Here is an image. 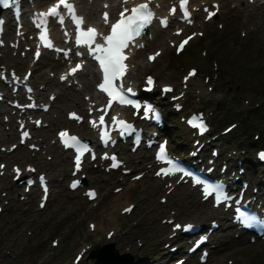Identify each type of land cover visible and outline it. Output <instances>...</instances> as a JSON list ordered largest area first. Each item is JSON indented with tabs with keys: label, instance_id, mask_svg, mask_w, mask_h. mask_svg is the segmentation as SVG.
Segmentation results:
<instances>
[{
	"label": "rangeland",
	"instance_id": "374dc122",
	"mask_svg": "<svg viewBox=\"0 0 264 264\" xmlns=\"http://www.w3.org/2000/svg\"><path fill=\"white\" fill-rule=\"evenodd\" d=\"M220 2L222 10L216 20L206 23L202 38L193 39L181 56L174 54L167 41L165 45L169 51H164L148 72L157 78L159 85L168 82L181 87L180 80L186 70L193 66L198 68V75L187 91L185 111H206L214 132L221 136L217 146L224 155L219 163L227 159L234 171L239 163L247 167L245 178L251 182L249 192H252L256 182L264 180V166H257L253 158L254 150L264 147V5H251L246 0ZM159 47L155 45L145 50L142 59L147 52ZM30 58L0 48V68L15 67L24 72L30 68ZM56 63L54 57L46 55L35 66L32 77L42 99L46 101L51 92L56 94L51 111L44 115V123L48 126L35 130L41 150L32 152L26 146L19 147L14 153L0 157V162L7 164L6 174L0 176L1 192L6 194L0 195V206L4 208L0 214V264H73L75 255L87 247L88 251L78 264H94L96 259L90 258L92 252L103 251L109 243H115L114 248L120 254L131 256L124 260L126 264H172L176 257L185 254L180 250L172 255L169 246H165L171 242V228L162 222L170 216H176L180 222L192 221L205 227L212 219L221 222L222 228L213 235L215 248L208 264H264V241L250 243L247 238L237 237L229 220H221L223 213L201 202L199 193L189 186L181 185L167 195L166 188L163 184L157 185L151 173H146L139 181H131L133 174L148 171L151 154L146 152L131 154L119 148L133 168L129 176L107 173L91 164L83 171L87 184L82 190L69 191L71 162L68 154L54 144L55 132L64 126L72 131H88L85 125L73 129V123L66 120V113L79 102L87 103L85 97L91 90L86 91L83 82L89 79L91 89L93 85L92 76L84 80V75L79 76L78 86L69 88L59 84L54 77ZM46 79L53 84L46 86ZM65 93H69L70 98H64ZM153 98L161 100L156 93ZM160 105L165 111V129L172 150L188 154L193 149V138L180 119L184 112H172L167 100H161ZM7 107L6 103H0V146L6 148L17 142L15 120L4 122V116L10 118L12 113ZM231 123H236L237 127L222 136V129ZM234 149H238V155L233 160ZM12 164L23 169L32 164L38 172L48 174L52 192L44 209L38 208L36 189L25 197L23 187L12 181ZM118 186L124 190L114 193ZM86 187L97 189V202H90L83 196ZM257 188L259 193L264 192L259 186ZM163 196L168 199L165 203L160 201ZM128 203L135 204L133 212L120 214V209ZM89 222L95 223V230L89 228ZM109 230L115 231L110 239L106 238ZM53 240L59 244L53 246ZM187 264H193L192 260Z\"/></svg>",
	"mask_w": 264,
	"mask_h": 264
},
{
	"label": "snow or ice",
	"instance_id": "6c2138e0",
	"mask_svg": "<svg viewBox=\"0 0 264 264\" xmlns=\"http://www.w3.org/2000/svg\"><path fill=\"white\" fill-rule=\"evenodd\" d=\"M13 2V0H0V4H3L4 7H9L10 3ZM125 4L128 3V0H123ZM151 0H149V3H143L139 4L135 7H132L131 9L125 7L123 11L119 13V19L111 25V31L108 35H101L98 34L97 29L94 27H88L87 30L83 29L84 25V19L83 17H79L75 13V5L69 0H58V3H56L53 7L49 8V10L45 13H40L39 17L43 18L40 19L37 23V27L41 28V36L40 39L44 41L46 47H53L51 40L47 36V18L48 17H55L59 19V22L63 24L64 17L60 12L61 6H63L64 9L67 10L68 14L72 17L73 21L77 25V37H76V43L77 45H87L90 54L93 55V57L98 61L100 69L103 73V82L99 85V88L101 91L105 92L109 97V103L106 106L105 109H101L102 112H106L108 108H111L113 102H117L119 104H128L132 105L134 102L127 98L125 95V89L123 88L122 83L120 85L116 84V81L120 80L122 81L123 77L127 73L128 66L125 63V61L128 59V57L125 55V49L129 48L130 44H134L136 41V37L140 36L143 33V30L147 28L153 21L155 17V13L150 8ZM189 0H180V8L183 10L184 18L191 23L190 19V13L188 11L187 5ZM107 7V6H106ZM218 7V6H217ZM18 11V9H17ZM207 11V9H206ZM171 12L173 14L176 13L175 7L171 9ZM126 13H130L126 15ZM215 12H210L208 14V19H211L212 16H214ZM105 23L108 22V13H104L103 17ZM161 23L167 27V20L161 21ZM2 25L3 21L0 20V31H2ZM101 35L102 40L104 41L103 44H97L96 39L97 36ZM188 39H192V37H189ZM188 43V40H184L180 46L179 50H182L184 45ZM95 44V47L93 45ZM57 51H62L61 49H57ZM79 54V53H78ZM156 55H159L157 53ZM39 57V52H37V58ZM150 59L154 60L155 56L150 57ZM81 66H77L79 68ZM76 71V69H73V73ZM195 72L191 73V75H194ZM153 81L151 78L148 79V84H152ZM132 89L128 88L127 92H131ZM165 91H171V89H165ZM138 107V105H135ZM152 109H149L151 111ZM74 118L81 119L79 117H76L75 114H72ZM113 120L116 124L121 126L122 128L130 127V125H127L124 121L118 120V118L113 117ZM93 127H98L96 121L91 122ZM100 125L104 124V116L102 115L100 117L99 121ZM201 127L202 130H206V128L201 124L198 125ZM62 140L64 137L67 136V133L62 132L61 134ZM24 136L27 137L28 133L25 132ZM104 136H107V132H104ZM74 143L68 144V142L65 140V145L68 147H77V151L81 152V148L78 146L79 141L76 137L70 138ZM261 157L264 158V154H261ZM161 159H165V150L161 148ZM168 163L172 164V160H168ZM80 166V157H77V168ZM3 165H0V168H2ZM175 170L182 171V169H179L175 165H173ZM34 171V170H33ZM16 172L19 176V169H16ZM159 174V173H158ZM164 174H171L168 170L164 171ZM188 174V173H185ZM199 182V181H198ZM78 181L75 182L72 187H76L78 185ZM212 192H216V200L219 203L222 200H227L228 197L224 194L223 190L219 187L212 188L209 187L205 189V195H209ZM90 196L94 197L95 193H89ZM131 209H126V211H130ZM240 216L242 220L245 223H255V218L247 217L244 215V213H240ZM179 227V226H178ZM191 227V226H189Z\"/></svg>",
	"mask_w": 264,
	"mask_h": 264
},
{
	"label": "bare ground",
	"instance_id": "6f19581e",
	"mask_svg": "<svg viewBox=\"0 0 264 264\" xmlns=\"http://www.w3.org/2000/svg\"><path fill=\"white\" fill-rule=\"evenodd\" d=\"M158 2H159V4L162 6V7H164V4L165 3H168L169 2V0H157ZM167 1V2H166ZM196 1V3L198 2V0H195ZM194 5H196V4H194ZM101 6V4L98 2V1H95L94 3H93V7L92 6H84L83 8H82V12H83V14L86 16V18H87V21L89 22V23H98L99 21H100V17L98 16V11H99V14H101V12H102V7H101V9H99V7ZM116 12H117V9H115L114 7H112V10H111V13L114 15V14H116ZM196 16L198 17L199 16V14L198 13H196ZM197 24V23H196ZM198 25V24H197ZM199 26L202 28V27H205V22L202 20L201 22H200V24H199ZM170 28V27H169ZM149 34H150V36L149 35H147L146 37H144L142 40L145 42V48H146V46L148 47V48H151V47H154L155 45H160V48L163 50V51H169V47H167L166 45H165V43L167 42V41H173L174 39H175V37H173V34H172V30H161V29H159V28H156V27H152L150 30H149ZM145 50H147V48L145 49ZM143 52H145V51H142V50H139V51H137L136 53H135V55L132 57V59H131V61H130V63H131V72H130V76H129V78H130V80H133L135 83L137 82V80H138V78L140 77V75L141 74H143V73H146V72H148L151 68H152V64H150L149 62H148V60H147V55L148 54H146L145 55V59H142V54H143ZM45 55H46V53H45ZM55 66H59V65H61V62H58V63H56V64H54ZM82 75H84V80H85V78L87 77V76H94L95 75V73H94V70L91 68V67H87V69H86V71H84L83 73H81V76ZM45 82V84H46V86L47 85H51V84H53V82H51V80H45L44 81ZM49 82V83H48ZM84 83V86H85V89H86V91H90L91 90V92H92V94L94 93V89H91V83H90V80L89 79H87V80H85V82H83ZM41 93L39 92L38 93V95H40ZM66 95V96H65ZM64 98H66V99H68V98H70L69 97V93H65L64 94V96H63ZM75 105H77V106H75ZM74 105V108H80V107H83V105H84V103L83 102H79V103H77V104H75ZM0 112H1V110H0ZM6 115V114H5ZM74 128H76V129H78L77 127H76V125H75V127ZM73 133H77V132H73ZM37 144V143H36ZM39 144V143H38ZM37 144V145H38ZM55 144V143H54ZM16 151V150H15ZM15 151H13V153L15 152ZM4 155H6V154H2L1 152H0V157H2V156H4ZM7 156V155H6ZM8 177V176H7ZM155 183L156 184H161V183H163V181L162 180H159V179H157V180H155ZM256 186H259L260 187V189H262V191H264V180H258L257 182H256ZM16 188H18V185L17 186H15ZM124 189H122V191H123ZM121 191V192H122ZM262 193H264V192H262ZM252 195H254V194H252ZM262 195H264V194H262ZM98 199H99V194H98V197L96 198V200H94L95 202H97L98 201ZM120 212H121V210H120ZM224 218V217H223ZM95 229H96V226H95ZM110 231V230H109ZM229 233V230L228 231H226V234H228ZM84 250H87V249H84ZM88 251V250H87ZM82 260V259H81ZM133 263V262H132ZM137 264V263H136ZM138 264H143V263H138Z\"/></svg>",
	"mask_w": 264,
	"mask_h": 264
},
{
	"label": "water",
	"instance_id": "95a60500",
	"mask_svg": "<svg viewBox=\"0 0 264 264\" xmlns=\"http://www.w3.org/2000/svg\"><path fill=\"white\" fill-rule=\"evenodd\" d=\"M108 246V247H107ZM104 249H103V255L101 252H99V255H96L93 254V258L94 257H97V261H96V264H123L121 261H120V258L118 259V255L117 253H115L114 251V245H107ZM112 247V248H111ZM108 251H107V250ZM107 251V252H106ZM107 253V254H106ZM110 253V255H109ZM101 254V255H100ZM115 254V255H114ZM117 258V259H116ZM115 259V260H114Z\"/></svg>",
	"mask_w": 264,
	"mask_h": 264
}]
</instances>
